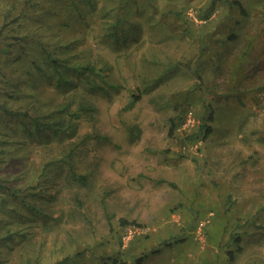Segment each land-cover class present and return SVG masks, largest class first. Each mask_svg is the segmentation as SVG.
Masks as SVG:
<instances>
[{
  "label": "rangeland",
  "instance_id": "1",
  "mask_svg": "<svg viewBox=\"0 0 264 264\" xmlns=\"http://www.w3.org/2000/svg\"><path fill=\"white\" fill-rule=\"evenodd\" d=\"M104 2L126 16L129 46L104 41L112 16L95 11L48 30L109 64L77 131L95 136L71 159L89 182L59 190L57 220H33L0 264H264V0Z\"/></svg>",
  "mask_w": 264,
  "mask_h": 264
},
{
  "label": "trees",
  "instance_id": "2",
  "mask_svg": "<svg viewBox=\"0 0 264 264\" xmlns=\"http://www.w3.org/2000/svg\"><path fill=\"white\" fill-rule=\"evenodd\" d=\"M43 3L0 0V49L4 44L7 47L6 52L0 50V253L12 246L17 235L31 233L36 218L56 219L47 208H52L59 190L89 182L76 172L71 159L74 152H80L81 143L95 136L87 133L79 138L77 131L82 116L95 109L90 93L104 94L107 90L104 71L109 64L100 54L78 47L79 38L74 35H57L60 40L49 41L48 30L62 27L61 34L73 31L77 24L87 25V12L95 11L102 18L112 16L106 21L105 30L110 24L107 34H101L104 41L125 47L129 46V36H134L124 28L126 16L120 11L111 13L104 0H53L39 11ZM31 14L34 24L28 21ZM42 85L51 87L43 95L37 90ZM212 116L208 115V120ZM176 127L177 121L171 117L170 136ZM201 129L204 136L211 131L207 123ZM65 137L68 141H63ZM53 143L56 150L68 149L52 155ZM29 145L41 149L38 157L29 155ZM55 177L62 178L61 186H56ZM174 243L165 240L162 245ZM144 258L141 255L132 262L112 259L101 264H142Z\"/></svg>",
  "mask_w": 264,
  "mask_h": 264
}]
</instances>
